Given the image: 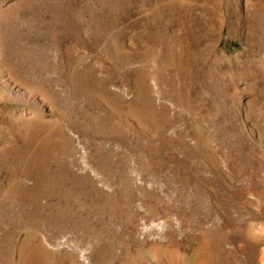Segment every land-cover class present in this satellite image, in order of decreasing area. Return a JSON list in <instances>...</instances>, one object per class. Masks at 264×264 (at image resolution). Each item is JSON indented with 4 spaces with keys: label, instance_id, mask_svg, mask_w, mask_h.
Segmentation results:
<instances>
[{
    "label": "rangeland",
    "instance_id": "1",
    "mask_svg": "<svg viewBox=\"0 0 264 264\" xmlns=\"http://www.w3.org/2000/svg\"><path fill=\"white\" fill-rule=\"evenodd\" d=\"M0 57L54 84L78 150L0 98V264L245 258L227 225L264 224V0H0Z\"/></svg>",
    "mask_w": 264,
    "mask_h": 264
},
{
    "label": "bare ground",
    "instance_id": "2",
    "mask_svg": "<svg viewBox=\"0 0 264 264\" xmlns=\"http://www.w3.org/2000/svg\"><path fill=\"white\" fill-rule=\"evenodd\" d=\"M1 58V57H0ZM9 59V58H8ZM25 63V62H24ZM74 63V61H73ZM72 63V64H73ZM3 66V64H1ZM23 65V64H22ZM74 65V64H73ZM6 65H4L5 67ZM71 66V65H70ZM75 66V65H74ZM18 66H13L12 64H8L6 66L7 70L4 69L3 67L0 66V98L3 99V101L6 102H14L15 104H24V105H17L15 107H12L15 109L14 114H15V121L17 120H22L24 122V128L26 129L25 131L29 132L30 128L32 127V125L36 122H40L42 123L45 127H47V131H57L59 132V135L61 136V139H63V143L66 145L67 148L70 149H74L75 145H74V140L76 138H74V136L72 135L71 132V119L70 121H68V124L64 127L62 126V122L60 124V120L59 118L55 117L54 113V109H55V105H56V93H55V89H53V85H51V87L46 88L44 87L42 84H39L38 81H35L32 78V73H28V71L26 70H22L19 69L17 70ZM22 67V66H21ZM28 67V66H27ZM30 68V67H29ZM70 68V67H69ZM68 68V69H69ZM76 68V66H75ZM74 68V69H75ZM4 70H6L7 72H4ZM67 70V68H66ZM70 70V69H69ZM67 73V71H66ZM69 73H71V71H69ZM58 74V73H57ZM68 74V73H67ZM46 80V79H45ZM42 81V80H41ZM43 82V81H42ZM56 83V82H55ZM103 84V83H102ZM45 85V84H44ZM47 85V84H46ZM50 85V84H49ZM107 87V85H106ZM105 88V87H104ZM109 88V87H108ZM118 88V87H116ZM111 89V88H110ZM57 91V89H56ZM118 95L120 94L118 90H116ZM107 92V91H106ZM113 92V91H112ZM111 93V92H110ZM123 93V91H122ZM108 94V93H107ZM106 95V94H105ZM110 95V94H109ZM67 96V95H66ZM108 96V95H107ZM115 96V95H114ZM113 96V97H114ZM121 97V96H119ZM60 98V97H59ZM64 98V97H63ZM66 98V97H65ZM116 98V97H115ZM0 99V100H1ZM104 99V98H103ZM121 99V98H120ZM119 99V102L121 101ZM64 100V99H63ZM116 100V99H114ZM98 101V100H97ZM96 101V102H97ZM100 101V100H99ZM117 102V101H116ZM12 104V103H11ZM60 104V103H59ZM62 104V103H61ZM103 104V103H102ZM114 104V103H113ZM121 104V103H120ZM8 105V104H7ZM115 105V104H114ZM1 106V105H0ZM13 106V105H12ZM64 106V105H63ZM100 106V105H98ZM120 106V105H119ZM117 108H120V107ZM60 107V106H59ZM127 107V106H126ZM7 108V107H6ZM9 108V107H8ZM57 108V107H56ZM64 108V107H63ZM10 109V108H9ZM66 109V108H65ZM98 109V108H97ZM132 109V108H131ZM6 110V109H5ZM57 110V109H56ZM64 110V109H63ZM68 110V109H67ZM113 110V109H112ZM120 110V109H119ZM118 110V111H119ZM137 110V109H136ZM9 111V110H8ZM121 111V110H120ZM11 112V110H10ZM65 112V111H64ZM56 113V112H55ZM69 113V112H68ZM115 113V112H114ZM118 113V112H117ZM66 116L64 115V117H67V112L65 113ZM11 115V114H10ZM71 114H68V116ZM110 115V114H108ZM112 115V113H111ZM117 115V114H116ZM59 116V115H58ZM121 116V115H120ZM146 116V115H145ZM62 117V116H61ZM70 117V116H69ZM117 117V116H115ZM112 118V117H111ZM68 119V117H67ZM70 119V118H69ZM119 120V119H118ZM116 122V120H115ZM122 122V121H121ZM120 122V123H121ZM14 123V122H13ZM67 123V122H66ZM113 123V122H112ZM118 123V122H117ZM134 124V123H133ZM132 124V125H133ZM20 125V124H18ZM35 125V124H34ZM116 125V124H115ZM118 125V124H117ZM135 127L130 125V131H132L131 133H133L134 129L136 128V124H134ZM17 127V126H16ZM120 127V124H119ZM118 127V128H119ZM35 128V127H34ZM36 129V128H35ZM34 129V130H35ZM38 129V128H37ZM120 129V128H119ZM5 130V129H4ZM33 130V131H34ZM115 130V129H114ZM122 130V129H121ZM142 130V129H141ZM13 131V130H12ZM119 131V130H117ZM136 131V130H135ZM14 132V131H13ZM18 132V131H17ZM23 132V130H22ZM120 132V131H119ZM117 132V133H119ZM9 133V132H8ZM11 133V132H10ZM34 133V132H33ZM87 133V132H86ZM116 133V134H117ZM21 134V133H20ZM76 134V133H75ZM125 134V133H124ZM28 135V134H27ZM32 135V134H31ZM81 135V133H80ZM115 135V134H114ZM3 136V135H2ZM118 136V134H117ZM119 136H121V134H119ZM11 137V136H9ZM32 137V136H31ZM37 137V136H36ZM45 137V136H44ZM116 137V136H115ZM29 138V137H28ZM55 138V137H54ZM119 138V137H118ZM125 138V137H124ZM8 139V138H7ZM60 139V140H61ZM30 140V139H29ZM33 140V139H32ZM116 140V138H115ZM118 140V139H117ZM7 141V140H6ZM24 141V140H23ZM37 141V140H35ZM76 141V140H75ZM12 142V141H11ZM186 142V141H185ZM40 143V142H39ZM17 144V143H16ZM49 144V143H46ZM33 145V144H32ZM41 145V144H40ZM56 147V146H55ZM183 148L185 146H182ZM23 149V148H22ZM35 149V148H34ZM38 149V147H37ZM35 149V150H37ZM76 149V148H75ZM77 150V149H76ZM29 151V150H28ZM47 151V150H46ZM82 151V150H80ZM94 151V150H93ZM190 151V150H189ZM30 152V151H29ZM78 152V150H77ZM84 152V151H82ZM20 153V152H19ZM81 153V152H80ZM95 153V152H93ZM41 154V153H40ZM45 154V153H44ZM72 154V153H71ZM76 154V153H75ZM96 154V153H95ZM99 154V153H98ZM13 155V154H12ZM87 155V154H86ZM97 155V154H96ZM10 156V155H9ZM48 156V155H47ZM71 157V155H68ZM74 156V154H73ZM72 156V157H73ZM11 157V156H10ZM16 157V156H15ZM75 157V156H74ZM83 157V156H82ZM96 157V156H95ZM94 157V158H95ZM101 157V156H100ZM77 158V155L76 157ZM10 159V158H9ZM41 159V158H39ZM79 159V158H78ZM98 159V158H97ZM16 160V159H15ZM27 160V159H26ZM35 160V159H34ZM74 160V159H73ZM37 161V160H36ZM77 161V160H76ZM76 161H73V164ZM2 162V161H1ZM104 163V162H103ZM27 164V162H26ZM53 164V163H52ZM33 165V164H32ZM85 165V164H84ZM7 166V165H6ZM11 166V164H10ZM24 166V165H23ZM48 166V164H47ZM73 166V165H72ZM82 166V165H81ZM79 167V166H78ZM4 168V167H3ZM27 168V167H26ZM103 168V167H102ZM13 169V168H12ZM18 169V168H17ZM24 169V168H23ZM87 169V168H85ZM7 170V169H6ZM11 170V169H10ZM26 170V169H25ZM15 170L13 169V172ZM21 171V170H20ZM72 171V170H71ZM83 171V168H82ZM85 171V170H84ZM102 171V170H101ZM19 172V171H18ZM25 172V171H23ZM68 172V171H67ZM10 173V172H9ZM86 173V171H85ZM91 173V172H90ZM1 174V173H0ZM4 174V172H3ZM2 174V175H3ZM92 174V173H91ZM95 174V173H94ZM5 175V174H4ZM9 175V174H7ZM13 175V174H12ZM24 175V174H23ZM85 175V174H84ZM96 175V174H95ZM27 176V174H26ZM93 176V175H92ZM87 177V176H84ZM92 177L90 176V179ZM99 178V177H98ZM97 178V179H98ZM7 179V178H6ZM71 179V178H70ZM73 179V178H72ZM89 176L88 179H85L87 181H90ZM102 179V178H101ZM100 179V180H101ZM92 181H95V179H93ZM90 181V183L92 182ZM131 181V180H130ZM99 182V181H98ZM89 183V182H88ZM209 183V182H208ZM92 184H96V183H92ZM91 184V185H92ZM210 186V185H209ZM95 187V185H94ZM212 187V186H210ZM97 188V187H96ZM256 188V187H255ZM100 189V188H99ZM211 189V188H210ZM92 190V189H91ZM96 190V189H95ZM95 190H93L95 192ZM212 190V189H211ZM97 191L99 192V190L97 189ZM103 191V189H102ZM259 191V190H258ZM106 192V191H105ZM107 193V192H106ZM215 193V192H213ZM264 193V191H263ZM101 194V193H100ZM252 196H256V192L255 190H253L250 193ZM93 195V194H92ZM97 195V194H96ZM99 195V194H98ZM103 195V193H102ZM246 196V194H245ZM248 198V197H247ZM251 199V198H250ZM249 199V200H250ZM256 199V198H255ZM102 201V200H101ZM222 211V210H221ZM231 211V210H230ZM137 212V211H136ZM232 218V217H231ZM139 219V218H138ZM246 219V218H245ZM135 221V220H134ZM222 221V220H221ZM225 221V220H224ZM227 221V219H226ZM137 222V221H136ZM226 224V223H225ZM224 224V225H225ZM223 225V224H222ZM228 226V236L230 238L233 239H237V241L239 242L237 247L239 249H245L246 251V256L245 258L241 261L238 260L236 257L234 259V261L231 262V264H264V224H247V226L244 227H238L236 225H227ZM77 232V231H76ZM132 232V231H131ZM131 234V233H130ZM79 237V236H78ZM227 237V236H226ZM76 238V237H75ZM80 239V238H79ZM226 240H223V242ZM55 242V241H54ZM226 243V242H225ZM231 243V242H230ZM236 243V242H235ZM65 245V244H63ZM60 246V245H59ZM224 246V245H222ZM227 247V246H226ZM232 248V247H231ZM221 249V248H220ZM227 248H224V250H226ZM142 250V249H141ZM229 250V249H228ZM231 250V249H230ZM217 251V250H216ZM223 251V250H222ZM218 252V251H217ZM220 252V250H219ZM216 253V252H215ZM214 253V254H215ZM217 255H219V253H216ZM229 254V253H227ZM237 254V253H236ZM225 255V252H224ZM222 255V257L224 256ZM230 255V254H229ZM233 255H235V253H233ZM238 255V254H237ZM214 256V255H212ZM242 256V255H241ZM69 258V257H68ZM72 259V258H71ZM70 259V260H71ZM75 259V258H74ZM226 259L228 260V258L226 257ZM214 260V259H213ZM233 260V259H232ZM222 261V260H221ZM229 261V260H228ZM227 261V262H228ZM226 262V261H225ZM220 263V261H219ZM221 264V263H220ZM223 264V263H222ZM225 264V263H224ZM229 264V263H227Z\"/></svg>",
    "mask_w": 264,
    "mask_h": 264
}]
</instances>
